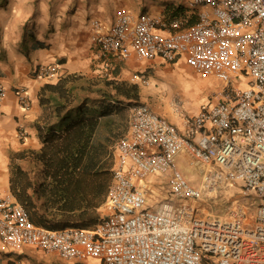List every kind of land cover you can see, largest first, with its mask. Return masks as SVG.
<instances>
[{
  "label": "built area",
  "instance_id": "built-area-1",
  "mask_svg": "<svg viewBox=\"0 0 264 264\" xmlns=\"http://www.w3.org/2000/svg\"><path fill=\"white\" fill-rule=\"evenodd\" d=\"M186 8L197 11L187 27L119 8L111 24L92 19L90 32L104 57L172 63L184 56L200 77L221 83L220 98L186 124L200 137L183 136L145 103L132 104L129 134L113 148L106 216L90 229H46L10 196L0 197V239L8 248L29 246L68 262L264 264V0H188ZM56 76L51 65L34 73L38 80ZM14 92L28 110L26 90ZM6 95L0 85V105ZM182 153L199 172L197 186L177 167ZM154 174L169 175V198L151 208L139 182ZM228 187L246 199L229 218L193 205Z\"/></svg>",
  "mask_w": 264,
  "mask_h": 264
},
{
  "label": "crops",
  "instance_id": "crops-1",
  "mask_svg": "<svg viewBox=\"0 0 264 264\" xmlns=\"http://www.w3.org/2000/svg\"><path fill=\"white\" fill-rule=\"evenodd\" d=\"M187 1L4 0L0 2V85L7 90L6 98L0 105V197L10 196L11 201L17 203L11 195L12 188L24 190L28 196H31L35 185L27 187V184L29 182L41 183L45 180L41 171L42 165L34 154L42 147L38 136L39 128L44 131V126L50 119L47 118L49 110L39 106L38 93L44 84H54L59 78L67 75H75L82 79H123L135 88L148 89H150L152 79L157 84L162 80L163 82L159 84L163 91L155 88V92L146 90L140 95L145 96L150 102L147 105H152L153 111L174 124L183 136L193 140L200 137L197 133L189 132L186 124L190 118L199 113L200 109L215 102H206L198 106V101H196L197 108L193 110L187 109L184 104H178L173 107L174 112L171 114L166 110H163L164 114H161L157 106L153 107L157 104L156 96H160V91L165 93L164 91L167 90L172 94L176 91L171 82H166L168 79L178 80L184 89H191L193 93V88H196L195 86L199 83L198 79L194 78H203L186 64L184 56H179L172 63L165 62L161 58L141 63L134 60L120 62L110 56L104 57L98 47L92 43L90 32L92 19L111 24L119 8L125 9L134 17L146 13L164 20L179 19L183 22V26L187 27L197 20V11L188 10ZM43 65L57 67L55 78L58 79L56 81L35 79L36 69ZM133 77L145 78L148 85L132 82ZM208 78L215 80L212 77ZM153 82L152 85H154ZM16 88L26 90L29 98L28 110L20 106L14 92ZM137 96L139 99L138 93ZM140 99L144 101L142 97ZM107 101L114 105L115 101L112 98ZM110 103L102 100L96 105L98 112L107 113L102 117L93 139L95 146L106 149H113L117 140L128 136V109L132 105L119 111L114 109ZM21 132L24 137L19 134ZM17 168L23 172L20 176L15 174ZM188 177L192 178L190 175ZM168 179L169 175L154 174L139 182L151 208H154L159 201L169 198ZM76 181L79 186H76ZM96 182L97 178L93 174L76 175L70 191L78 187V191L87 199L79 202L73 201L65 210L56 206L50 207L47 203L40 206L42 202L38 201L36 211L42 217L33 215L32 219L29 217L30 220L36 226L46 229L93 228L106 216L104 204L108 190L105 180L103 192H100L98 198H93ZM192 184L198 185L194 182ZM231 188L236 187L226 189ZM37 189L42 191L44 188ZM199 203H193V205L202 212ZM17 263L101 264L95 259L68 262L60 259L56 254L45 253L29 246L13 250L0 239V264Z\"/></svg>",
  "mask_w": 264,
  "mask_h": 264
},
{
  "label": "trees",
  "instance_id": "trees-1",
  "mask_svg": "<svg viewBox=\"0 0 264 264\" xmlns=\"http://www.w3.org/2000/svg\"><path fill=\"white\" fill-rule=\"evenodd\" d=\"M3 1L0 0L1 3ZM78 79L80 77L67 75L54 84H44L38 93L39 106L49 110L47 118L50 119L44 131L39 128L42 147L34 154L42 165L45 180L27 184V187L35 185L31 196L24 190L11 189V195L31 219L33 215L42 217L36 211L38 201L42 202L40 206L47 203L50 207L65 210L71 202L87 199L78 191V187L70 191L78 174H93L97 178L93 198H98L103 192L104 181L109 185L111 180V151L93 143L100 121L107 112H98L96 104L89 97L81 95L83 88L75 83ZM109 85L118 95L138 100L137 91L131 95L126 84L110 82ZM90 103L92 106H89ZM15 174L20 176L23 172L17 168ZM75 183L79 186L78 181Z\"/></svg>",
  "mask_w": 264,
  "mask_h": 264
},
{
  "label": "rangeland",
  "instance_id": "rangeland-1",
  "mask_svg": "<svg viewBox=\"0 0 264 264\" xmlns=\"http://www.w3.org/2000/svg\"><path fill=\"white\" fill-rule=\"evenodd\" d=\"M194 79H198L199 83L195 86L196 88H193V93L191 92V89H184L182 87V84H180L178 80H174V82L172 81V79H168L166 82H171V85L176 90L173 92V94L169 93L167 90L164 91L165 93H161L160 90L163 91V89L160 87L159 83L163 82L162 80H160L157 84L154 83L152 79L151 86L149 87L150 89L140 87H136L135 89L133 85H131L128 81H125L123 79L114 80V78H80L76 80L75 83L78 87L83 88V90L81 89L80 91L81 95L89 97L94 104L97 105L98 102H100L99 100H105L109 104L110 101L107 100H111L112 98V100L115 102L114 105H112L113 103H110V105L114 106V109L116 108V110L119 111L123 109L125 110L130 104L133 103L150 104L145 96L140 95V93H143V91L145 92L146 90H153L155 92V88H159L160 96H156L158 100L155 102L157 104L153 105V107L157 106L161 114H164L163 110H166L169 114H171L172 112H174L173 107L178 104H184L187 109L193 110L197 108V104L195 103L196 101H198V106H200L201 104L206 102H216L220 98L219 94L223 90V85L221 83H218L217 81L209 78ZM110 82L126 83L127 88L129 89L128 92L132 95L137 91V93L139 94V99H125V97H123L122 95H118L117 92L109 85ZM152 82L154 83V85H152ZM141 97L144 99V101L140 99ZM147 98L149 99L151 97ZM89 106H92L91 103ZM149 106L152 109V105ZM120 119L122 120V117ZM109 151H111V160L113 161V149H110ZM104 160H106V156L104 157ZM176 161L179 171L186 178V180L191 185H193L192 182L197 185L200 180L198 176V170L189 164L187 156L182 153L176 158ZM188 175H190L192 178L188 177ZM245 202L246 199H244V196L240 194L239 188H231L223 189L216 194L210 195L202 202H200L199 206L201 207L202 212H204L205 214H212L223 218H229L231 212L234 211L237 206H241L242 203Z\"/></svg>",
  "mask_w": 264,
  "mask_h": 264
}]
</instances>
